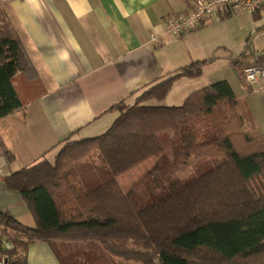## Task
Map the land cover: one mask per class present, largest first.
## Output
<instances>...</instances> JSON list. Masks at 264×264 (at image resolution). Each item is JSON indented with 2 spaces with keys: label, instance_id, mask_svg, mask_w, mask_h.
I'll list each match as a JSON object with an SVG mask.
<instances>
[{
  "label": "trees",
  "instance_id": "trees-1",
  "mask_svg": "<svg viewBox=\"0 0 264 264\" xmlns=\"http://www.w3.org/2000/svg\"><path fill=\"white\" fill-rule=\"evenodd\" d=\"M1 9L0 118L24 108L14 79L33 71ZM204 63L176 69L132 104L113 105L120 114L105 133L60 141L52 161L42 157L3 177L35 220L31 228L0 227L5 264H26L29 244L39 240L61 264H264V134L243 131L225 80L180 105L159 102L178 78L199 77ZM167 130L170 156L160 137ZM151 158L152 168L123 191L117 177ZM192 166L194 177H174ZM151 179L160 196L145 199L140 186ZM3 220L17 225L7 214Z\"/></svg>",
  "mask_w": 264,
  "mask_h": 264
},
{
  "label": "crops",
  "instance_id": "crops-1",
  "mask_svg": "<svg viewBox=\"0 0 264 264\" xmlns=\"http://www.w3.org/2000/svg\"><path fill=\"white\" fill-rule=\"evenodd\" d=\"M193 3L0 0L33 65L30 74L14 79L24 108L0 118V208L18 225L2 220L1 227L14 231L35 224L20 193L9 189L3 177L42 157L52 156V161L60 141L105 133L120 114L113 105L132 104L142 89L191 62L207 66L215 57L222 63L206 77L202 72L178 78L160 104L180 105L191 92L225 80L238 111L252 120L248 129L264 127V92L234 88L239 67L264 64V9L225 11L218 22L207 21L179 36L167 33L165 20L186 13ZM6 244L12 246L5 239ZM51 246L42 240L30 243L26 264H61Z\"/></svg>",
  "mask_w": 264,
  "mask_h": 264
},
{
  "label": "built area",
  "instance_id": "built-area-1",
  "mask_svg": "<svg viewBox=\"0 0 264 264\" xmlns=\"http://www.w3.org/2000/svg\"><path fill=\"white\" fill-rule=\"evenodd\" d=\"M262 9H264V0H194L192 7L186 13L165 20V31L179 36L207 21H216L225 11H245L253 14ZM152 39L155 40L156 37ZM238 72L239 85L242 89L264 92V64L239 67ZM5 214V209L0 208V227ZM11 247L8 244L5 246L6 249ZM0 264H5L2 256H0Z\"/></svg>",
  "mask_w": 264,
  "mask_h": 264
},
{
  "label": "rangeland",
  "instance_id": "rangeland-1",
  "mask_svg": "<svg viewBox=\"0 0 264 264\" xmlns=\"http://www.w3.org/2000/svg\"><path fill=\"white\" fill-rule=\"evenodd\" d=\"M238 13H244V12L238 11ZM218 21L219 20L217 19L213 23L218 22ZM218 62L222 63L219 59H216L215 57H213L211 59V61L207 64V66L205 65L206 63H204L203 68H202V72H203L205 77L210 72L217 71L216 66H218ZM226 73L228 74V73H230V71L228 70V71H226ZM234 88H235L237 93H241L243 91V89L240 87L239 83H237V82H236V85ZM257 93H262V92L258 91ZM159 102L163 103L164 100L159 101ZM236 110L242 117L243 131L245 132L244 129L245 128L248 129L249 126L252 125V122H251L252 120H250L249 116L246 113L245 114L243 113L244 115L242 116V113H240L238 111L237 104H236ZM263 119H264V117H263ZM247 133L249 134V136H257L259 134L264 133V127L259 128V129H254L251 127V131L248 129ZM171 135H172V132L170 130L164 131L160 135L161 143H162L163 148H164V152L168 156L171 155V145H170ZM50 158L52 159V156H50ZM154 162H155L154 158H151L149 160H146V161L138 164L137 166L133 167L132 169L126 171L125 173L119 175L117 177V182L119 183L122 190L127 191L135 182H137L141 177H143L152 168ZM195 175H196V171H195L194 167L192 166L187 171H181V172L175 173L174 177H177V178L182 179V180H188V179L194 177ZM139 192L143 198L149 199L152 197L160 196L159 195L160 187L155 186L153 179L146 180L141 184ZM114 263L115 264H140V263L133 262V261H125V260L120 259V258H115Z\"/></svg>",
  "mask_w": 264,
  "mask_h": 264
}]
</instances>
